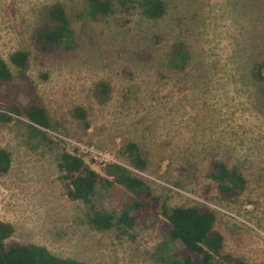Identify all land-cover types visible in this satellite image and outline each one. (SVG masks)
I'll return each mask as SVG.
<instances>
[{"label":"rangeland","instance_id":"rangeland-1","mask_svg":"<svg viewBox=\"0 0 264 264\" xmlns=\"http://www.w3.org/2000/svg\"><path fill=\"white\" fill-rule=\"evenodd\" d=\"M136 1L115 3L92 21L85 0H0V56L16 75L9 55L29 53L27 73L53 126L48 148L30 144L25 125L0 123V146L12 157L0 177V220L12 224L11 241L86 264H160L164 253L183 249L180 241L159 247L167 240L160 213L145 228L90 227L87 204L68 200L58 178L55 157L65 148L101 174L108 163L126 167L171 208L213 209L228 264H264V81L253 77L264 61V0H163L157 19L144 17ZM53 3L68 11L74 41L68 50L43 52L32 33ZM181 43L186 58L174 66ZM98 81L111 86L106 102L93 95ZM17 87L13 95L22 99ZM75 107L84 109L87 128ZM126 141L139 146L145 170L118 154ZM215 160L239 169L243 190L219 192L210 176ZM123 196L92 202L113 211Z\"/></svg>","mask_w":264,"mask_h":264},{"label":"trees","instance_id":"trees-1","mask_svg":"<svg viewBox=\"0 0 264 264\" xmlns=\"http://www.w3.org/2000/svg\"><path fill=\"white\" fill-rule=\"evenodd\" d=\"M131 0H85V12L92 21H100L113 11L115 3L127 8ZM142 15L157 19L164 15L166 6L163 0H137ZM43 21L32 33L33 45L43 52L68 50L73 43L71 17L61 3L45 5L42 8ZM171 54L174 66L186 58L183 44H178ZM9 61L16 67L14 75L7 62L0 56V123L16 121L25 125L27 139L32 145H46L51 148L53 140L46 130L53 128L49 115L43 106L37 86L27 73L29 53L15 50L9 55ZM18 82L15 81V77ZM253 77L264 81V61H259L253 68ZM13 82L22 90L23 98L13 95ZM111 86L103 81L94 85L93 95L99 102L110 98ZM72 114L77 117L85 128L88 121L84 109L75 107ZM35 139L34 141H32ZM118 154L126 163L137 170L147 167V159L142 156L139 146L132 142H123ZM58 178L62 182L63 193L70 201H82L87 204L86 222L99 231L113 227L122 231L137 227L151 226L157 216L162 214L167 228V240L159 245L180 241L182 250H173L159 257L160 264H228L231 256L224 251V236L215 228L216 213L205 206H174L169 207L159 196L153 195L150 186L141 178L118 164L103 165V174L93 169L75 151L65 148L57 151L56 157ZM12 166L10 152L0 146V177L5 175ZM210 176L218 183L219 192L227 195L235 190H243L246 185L244 175L236 166H228L223 161H212ZM116 193L124 195L119 208L107 211L97 208L93 197L102 194ZM14 228L11 223L0 220V264H86L83 261L56 256L45 246L35 243L11 241ZM235 264H243L240 260Z\"/></svg>","mask_w":264,"mask_h":264}]
</instances>
